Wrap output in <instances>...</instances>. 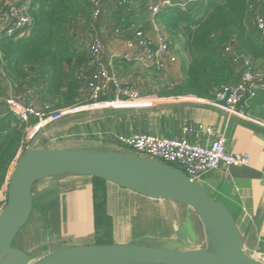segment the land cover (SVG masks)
Masks as SVG:
<instances>
[{"label": "crops", "instance_id": "1", "mask_svg": "<svg viewBox=\"0 0 264 264\" xmlns=\"http://www.w3.org/2000/svg\"><path fill=\"white\" fill-rule=\"evenodd\" d=\"M106 1L104 15L112 17L117 10L116 3ZM149 1L135 0L130 24L154 38L156 27ZM109 27L102 33L106 56L130 62L126 65L120 63L121 68L118 67L116 72L122 74L126 70L123 78L146 100L114 103L110 107L115 110H87L67 117L38 135L37 147L59 149L91 145L123 151L116 138L135 133L187 140L207 147L218 135L226 136L227 151L248 154L249 164L213 171L203 177L201 185L218 202L226 204L235 216L246 252L264 261V121L251 115L250 103L243 108V116H231L205 99L159 97L156 91L161 85L182 81L179 65L168 63L166 71L160 74L126 58L130 53L129 41L112 34ZM10 96L15 95L10 93ZM161 104L185 106L154 109ZM185 127H193L194 131L185 132ZM96 187L102 188L106 194V214L111 219L109 225L99 229L96 225ZM33 199L31 220L21 231L17 240L21 242L16 246L37 259L75 246L120 244L193 250L203 244L202 230L197 222L188 230H184L186 221L180 223L184 207L151 200L90 177L63 175L42 180L34 186Z\"/></svg>", "mask_w": 264, "mask_h": 264}, {"label": "trees", "instance_id": "2", "mask_svg": "<svg viewBox=\"0 0 264 264\" xmlns=\"http://www.w3.org/2000/svg\"><path fill=\"white\" fill-rule=\"evenodd\" d=\"M30 1L35 20L31 34L22 38H9L5 31L0 34V52L5 62L0 70V193L26 136V126L3 107L9 94L54 111L92 104L91 83L98 70L92 63L90 44L102 39L103 29L109 26L112 34L128 41L134 40L138 29L130 24L135 5L124 9L116 5L112 17L103 14L94 20V1ZM4 3L0 0V14ZM102 4L106 6L107 1L102 0ZM262 12L264 0H200L186 9L178 5L163 8L157 15L158 27L168 38L171 51L178 55L176 64L182 81L163 84L156 94L161 98L212 100L218 91L239 82L241 72L224 52L232 39H236L242 53L264 67V43L255 26ZM120 63L130 64L126 59H114L115 71ZM125 73L126 70L118 73L121 79ZM107 100L113 101L114 93L101 95L100 101ZM249 105L251 115L264 121V91ZM106 199L103 189L96 187L98 229L111 223Z\"/></svg>", "mask_w": 264, "mask_h": 264}, {"label": "water", "instance_id": "3", "mask_svg": "<svg viewBox=\"0 0 264 264\" xmlns=\"http://www.w3.org/2000/svg\"><path fill=\"white\" fill-rule=\"evenodd\" d=\"M183 106L161 104L154 109ZM38 140L17 161L9 178L7 205L0 214V264H264L246 252L238 221L227 205L182 171L91 145L38 148ZM63 175L103 180L151 200L188 208L197 216L203 244L193 250L120 244L75 246L37 259L15 243L31 220L34 186Z\"/></svg>", "mask_w": 264, "mask_h": 264}, {"label": "built area", "instance_id": "4", "mask_svg": "<svg viewBox=\"0 0 264 264\" xmlns=\"http://www.w3.org/2000/svg\"><path fill=\"white\" fill-rule=\"evenodd\" d=\"M5 8L0 14V34H5L11 38H22L30 35L35 25V20L31 15L30 0H4ZM120 9L132 7L134 0H113ZM200 0H154L149 1L156 27V36L148 37L141 29H136L135 38L128 42L130 53L126 58L137 61L148 69H153L157 73H164L168 63H178V55L171 51L168 38L163 35L158 27L157 15L163 8L180 6L186 9ZM102 0L94 1L93 18L98 20L104 14ZM255 26L264 43V12L255 19ZM134 28V26H132ZM119 33V31H117ZM92 63L98 70L97 75L91 83L92 104L82 107H69L54 111L49 106L40 109L31 101L21 97L10 96L4 100L5 107L16 117L18 121L26 126V136L16 160L33 145L38 135L48 126L54 125L61 120L94 109H110L114 103H138L146 100L141 92L121 79L119 74L113 69L114 57L106 56L105 43L97 38L90 44ZM226 56L241 72L240 80L236 84L229 85L218 91L215 98L207 100L208 103L224 109L231 116H243V108L258 97L259 92L264 91V67H258L249 57H247L237 46L236 39H232L224 50ZM4 59L0 52V70H3ZM114 93L113 101H100L103 93ZM185 132L194 131L193 127H185ZM117 143L123 151L130 150L135 156L152 160L155 162L181 167L192 181L201 185L204 176L220 169L247 166L250 162L248 154H231L227 151L228 139L224 135H218L216 140L207 147L198 146L187 140H175L161 138L154 135L135 133L130 136L119 135ZM128 153V152H125ZM175 168V167H173ZM8 182L0 193H6L4 200H0V214L4 210L8 201ZM202 186V185H201Z\"/></svg>", "mask_w": 264, "mask_h": 264}, {"label": "rangeland", "instance_id": "5", "mask_svg": "<svg viewBox=\"0 0 264 264\" xmlns=\"http://www.w3.org/2000/svg\"><path fill=\"white\" fill-rule=\"evenodd\" d=\"M138 74H139V73H138ZM144 98H145V97H144ZM108 110H115V108H110V109H108ZM46 129H48V128H46ZM43 132H44V131H42L41 134H42ZM36 146H37V143H36ZM124 151H125V152H128V153H132L129 149H128V150H124ZM16 164H17V163H15L14 166L12 167V170H11V172H10V175H11L12 171L14 170V167L16 166ZM173 167L182 170L181 167H179V166L173 165ZM9 178H10V176H9ZM5 197H6V193L2 194L0 200H1V201L4 200ZM184 218H185V219H184ZM179 221H180V223H182L183 221H186L185 224H184V230L191 229V228H193V226L195 227V226L197 225L196 222L199 224L198 219H197V216L193 213V211H191L190 209L185 208V207L183 208V213L180 214ZM179 221H178V222H179ZM199 226H200V225H199ZM20 234H21V233H20ZM19 236H20V235H19ZM18 239H20V238L18 237ZM18 239H17V240H18ZM20 242H21V241H16L15 245L18 246ZM36 254H37V253H36Z\"/></svg>", "mask_w": 264, "mask_h": 264}, {"label": "bare ground", "instance_id": "6", "mask_svg": "<svg viewBox=\"0 0 264 264\" xmlns=\"http://www.w3.org/2000/svg\"><path fill=\"white\" fill-rule=\"evenodd\" d=\"M143 101V100H142ZM142 101H140V102H142ZM139 103V102H138ZM259 260H261V259H259Z\"/></svg>", "mask_w": 264, "mask_h": 264}]
</instances>
